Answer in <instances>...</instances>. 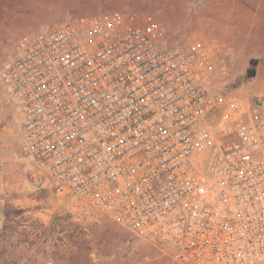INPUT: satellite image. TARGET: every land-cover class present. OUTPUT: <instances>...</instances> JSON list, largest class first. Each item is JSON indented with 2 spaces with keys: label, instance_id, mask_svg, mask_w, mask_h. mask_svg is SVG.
Instances as JSON below:
<instances>
[{
  "label": "built area",
  "instance_id": "obj_1",
  "mask_svg": "<svg viewBox=\"0 0 264 264\" xmlns=\"http://www.w3.org/2000/svg\"><path fill=\"white\" fill-rule=\"evenodd\" d=\"M218 44L165 45L131 10L21 39L6 68L31 183L176 264L264 261V93H227Z\"/></svg>",
  "mask_w": 264,
  "mask_h": 264
},
{
  "label": "rangeland",
  "instance_id": "obj_2",
  "mask_svg": "<svg viewBox=\"0 0 264 264\" xmlns=\"http://www.w3.org/2000/svg\"><path fill=\"white\" fill-rule=\"evenodd\" d=\"M124 10L159 22L168 46L215 40L226 71L224 90L264 93V0H0V225L7 205L27 211L21 223L29 236L24 264H176L87 201L58 200L48 189L33 187L31 159L20 151L17 104L4 82L24 37L68 18ZM41 232L47 237L36 242ZM67 240L79 248L64 247Z\"/></svg>",
  "mask_w": 264,
  "mask_h": 264
},
{
  "label": "trees",
  "instance_id": "obj_3",
  "mask_svg": "<svg viewBox=\"0 0 264 264\" xmlns=\"http://www.w3.org/2000/svg\"><path fill=\"white\" fill-rule=\"evenodd\" d=\"M26 212L25 209H17L11 205L5 207L4 219L0 225V264H24L26 262L24 251L29 236L26 228H22L23 224H21L25 220ZM37 224L41 228L44 227L39 222ZM43 233H45L44 230ZM42 236V232L37 234L35 241L45 239L47 234L45 237ZM64 247L77 249L79 244L67 240Z\"/></svg>",
  "mask_w": 264,
  "mask_h": 264
},
{
  "label": "crops",
  "instance_id": "obj_4",
  "mask_svg": "<svg viewBox=\"0 0 264 264\" xmlns=\"http://www.w3.org/2000/svg\"><path fill=\"white\" fill-rule=\"evenodd\" d=\"M16 110V109H15ZM18 121H19V115H18Z\"/></svg>",
  "mask_w": 264,
  "mask_h": 264
}]
</instances>
